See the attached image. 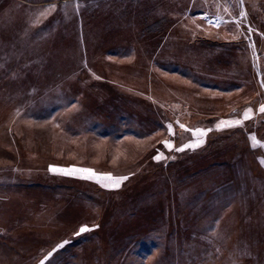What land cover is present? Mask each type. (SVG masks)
Wrapping results in <instances>:
<instances>
[{"label": "rangeland", "instance_id": "374dc122", "mask_svg": "<svg viewBox=\"0 0 264 264\" xmlns=\"http://www.w3.org/2000/svg\"><path fill=\"white\" fill-rule=\"evenodd\" d=\"M261 105L264 0H0V264H264Z\"/></svg>", "mask_w": 264, "mask_h": 264}, {"label": "trees", "instance_id": "16d2710c", "mask_svg": "<svg viewBox=\"0 0 264 264\" xmlns=\"http://www.w3.org/2000/svg\"><path fill=\"white\" fill-rule=\"evenodd\" d=\"M159 34H160V37H159V38H161V37H162V34H161V33H159ZM163 36H164V35H163ZM161 39H162V38H161ZM220 53H221V52H220ZM224 54H225V55H228L227 50H226L225 52L221 53V56H225ZM238 63H239V62H238ZM244 69H245V68H244L243 66H242V68L240 67V73H241ZM242 73H243V72H242ZM156 108H157V107L155 106L154 109H156ZM208 149H209V150H207V151L205 150V151H202L201 153L199 152L200 155H201V157H202L203 159H205L206 156H211V155H207V154H205V152H206V153H207V152H208V153L210 152V148H208ZM203 154H204V155H203ZM217 156H218V155H215V154L213 155V159H214L213 161L210 160V159H209V160H204V162H205V161L208 162L207 164H204V163L201 164L200 161H199L198 163H196V166H194V167H192V168H193V169H194V168H200L202 171L207 172V171H210L211 169H213L212 167L215 166L218 170L216 171V168L214 167V171H213L214 173H213V174L215 175L216 180H217V181H220V183H221V180H219V179H218V176H217L219 170H221V171H223V170H224V171H227V173H228V176H227V177H231V176H232V174H233L232 171H233V170H232V168H231L232 171L230 172V171L228 170V167H227V166L225 167V164H224L221 160H216ZM202 158H201V161H202ZM232 159L235 160L236 158L233 157ZM232 159H231V160H232ZM196 170H197V169H196ZM198 170H199V169H198ZM198 170H197V171H198ZM215 171H216V172H215ZM193 172H195V169L193 170ZM186 173L190 174V173H191L190 169H188V170L185 169V170H184V173H183L182 175H183V176H186V175H185ZM233 175H234V174H233ZM226 182H227V183H223V182H222L221 184H229V183H228L229 181H226ZM237 255H238V254H237ZM235 257H237V256H235Z\"/></svg>", "mask_w": 264, "mask_h": 264}, {"label": "snow or ice", "instance_id": "6c2138e0", "mask_svg": "<svg viewBox=\"0 0 264 264\" xmlns=\"http://www.w3.org/2000/svg\"><path fill=\"white\" fill-rule=\"evenodd\" d=\"M242 2V0H241ZM241 16H245L246 14L245 13H241L240 14ZM209 23H212L211 21H209ZM252 111L251 108L247 109L245 112H244V119H249V113ZM259 111L260 112H264V105H261L260 108H259ZM221 125H223L225 122L224 121H221L220 122ZM242 123L241 120H236L234 122V125L233 124H229L228 126H235V125H240ZM169 127V130H171V125L168 126ZM181 128H184V125H180ZM197 131H203V130H197ZM210 131V130H209ZM166 143V146L169 148V149H172L174 146L170 143V142H165ZM184 147H189V145H185ZM177 151H182L183 148H177L175 149ZM161 158L160 154L158 153L157 156L153 157V159L155 160H159ZM60 171H65L64 169H60ZM108 178L112 180V187H119L120 186V181L123 180V179H127V177H119V178H112L111 177V174H107ZM107 186V185H106ZM89 229L87 228V226H82L80 228V233L84 232V231H88ZM79 234V233H77ZM62 245H58L57 248L61 247ZM56 249H53V252H55ZM52 252L48 253V256L45 257V260L48 259V257H51L52 256ZM40 264H45L44 261H41Z\"/></svg>", "mask_w": 264, "mask_h": 264}]
</instances>
